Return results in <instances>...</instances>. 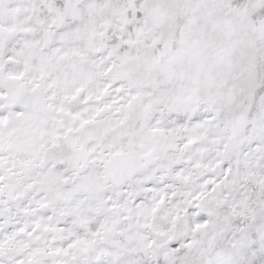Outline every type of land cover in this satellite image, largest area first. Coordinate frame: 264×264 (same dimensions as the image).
Wrapping results in <instances>:
<instances>
[{"label": "snow or ice", "instance_id": "1", "mask_svg": "<svg viewBox=\"0 0 264 264\" xmlns=\"http://www.w3.org/2000/svg\"><path fill=\"white\" fill-rule=\"evenodd\" d=\"M0 264H264V0H0Z\"/></svg>", "mask_w": 264, "mask_h": 264}]
</instances>
